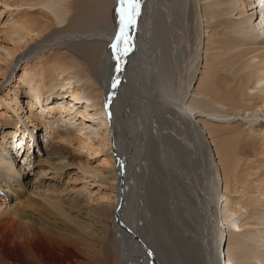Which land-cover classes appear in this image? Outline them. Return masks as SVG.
I'll use <instances>...</instances> for the list:
<instances>
[{
	"label": "rangeland",
	"instance_id": "1",
	"mask_svg": "<svg viewBox=\"0 0 264 264\" xmlns=\"http://www.w3.org/2000/svg\"><path fill=\"white\" fill-rule=\"evenodd\" d=\"M263 2L264 0H208L206 2L208 4L205 5L200 2L197 6L198 24L196 23V25L192 24L191 26H186L180 17L175 19L174 22H170L169 24L167 23V25L164 26L163 34H160L163 36L162 39L161 36H158V40H156V37L154 42H152L153 46H151L149 49L152 56L150 59L148 58V54L145 53V46L142 47L136 44V46L139 47L137 48L133 44V46H135L137 49H135V52L133 51L134 53L132 52V54L138 55L139 53H142L141 47L144 48V54L142 53L141 57L147 58V60L149 59V67L152 75L153 72H155V74L156 72H159V75H153L154 83H152L154 86L153 88L156 91L158 87L160 89L162 86L164 88L168 86L169 88L165 89H168L167 91L172 93H175L178 90H186L185 109L186 107H197V114H194L191 117H194L199 129L207 134L206 138L208 139V142H210V144L212 143L211 156L215 166L217 165V179L219 178L218 192L220 193H224V184L215 147L225 142L226 140L224 139L228 140L229 136H233V134L236 132L243 133L244 137L248 132V134H252L254 136L253 138H258L261 130L264 132V79H260L262 77V73L258 72V76H256L257 73H255L253 70L256 67H264V35L262 34L264 30L261 28L264 27V22H262L264 10L262 11L260 8ZM255 3L256 5H254ZM35 4L39 5L36 6ZM218 4H224V7L218 8ZM54 8H56V6H52L51 2L42 3L36 0H0V111L5 110L3 106L7 107L16 103L18 100V102L20 101L19 107L21 108L18 113H20L22 116L26 115L27 117L28 108H25V102L27 99H24V93L27 89H24L25 85H22L23 83L20 82L19 78L24 72L23 67L26 62H40L41 60L38 58L42 57L45 59V56H53L52 54L58 50L55 49L56 46H61L60 50H62V53L66 56L72 53L74 57H77L76 62L85 61L87 63L84 53H81L83 52V49L87 46H92L97 42L100 44H105L104 41L102 42V40L99 39L97 41L93 37H87L90 38V40H82V34L77 35L76 39H79V41H73L75 40L73 35L78 33H76L74 29L67 27V22L63 26H57V28L54 25L52 26V9ZM222 9H227V12H221ZM207 13H210V19L207 17ZM217 21H220L221 24H217ZM37 22L42 25V28L46 27V30L41 35L38 34L40 29H38V31H33L31 28L32 31L28 33V36L23 38L18 36L19 33H17L18 30H15L16 27L25 25L27 23L34 25ZM257 25L260 26V28L256 27ZM210 30L222 33L223 36H218L219 39H228L229 37L233 38L237 45H235L234 48H230L231 50L229 51V49L226 50L225 46L222 44L219 45L218 43H209L208 40L211 39V37H209V34H211L209 33ZM160 43L162 44L161 48L158 47V44ZM197 45H199V49L197 52L198 59L195 65L193 64V60L194 57H196L195 49L197 48ZM240 53L241 58L239 59L238 65H248L244 71V75L246 77V101L241 102V107L236 110L232 109L228 105L214 102L210 95L205 96L203 92L201 94L200 86L205 78L208 80L210 67L207 64L208 58L215 57L217 58L216 61H218L226 59L232 54ZM155 56L158 58V64H156L157 61H152ZM167 57L168 60L166 61L165 59H167ZM159 58H162L161 64ZM163 59L166 61V63L169 61L168 64L165 65V61H163ZM145 60L141 59L140 61L145 62ZM154 64L159 65L160 68L158 66L156 67ZM227 64L228 63L223 64L224 69L220 70V74L218 75L219 82L222 85H224L223 83L227 85L228 81L226 82V78H229L230 74L233 72V69ZM84 65L85 64L81 65V68H76V70L74 69L70 71V75L74 77V81H77L75 85L76 89H80L83 84L84 87L88 88L86 92H84V88H82L83 98L80 97L78 102L73 100L71 105H68V109L63 113L64 121L66 123L69 122L68 125L64 126V136L67 140H54L55 148H52L49 154H47L43 148L44 144L42 139L40 145H38L37 148L32 147L30 151L27 149L30 147V144H26L24 149H21V139L19 138L20 136H18L20 133L16 135V137H11L10 139L6 140H8V142H10L12 145L16 144L15 149L18 151V153L22 151L21 155L24 154V157L21 159L19 154L13 151L14 154L12 157L14 159L16 158L17 161L20 160V163H16V166H18V170H22L20 179L21 182L24 181L25 184L28 185L26 190L27 194L31 195L30 197L33 200L36 199L42 202V205L48 209L44 210L43 212L40 211V214L46 218H49L50 223L52 222V238L54 240L56 239L55 241L58 242L60 240L63 241L61 242L63 244L66 242H68L69 245L75 244L84 254L86 260L88 261L87 263L89 264H120L118 259V249L116 246L114 247V241L110 240L109 243L106 242L99 225V221L103 224L108 222V219L111 216L114 200L117 203V198L114 197L116 195V190L113 189V185L110 183L112 180L111 176L115 173L108 174V172L111 173L112 169H114L112 166L113 162L109 159L114 151L112 150V142L111 144L109 143L110 134L108 130L110 125L108 122V115L106 114V107L102 108L104 104L102 97L103 94L101 93L102 89H100L99 86L95 87L94 85H91L92 83L88 81L84 74V72H88L87 69L85 70L87 67L85 66L84 68ZM193 66L196 67V71L195 75L191 79L190 75L192 73ZM218 67L222 68V65ZM143 69H145L144 66ZM156 69H160V71ZM96 71L98 70L94 69V76L97 74ZM162 74L166 77H164ZM33 75L34 74L32 73L31 76ZM161 75L162 77H160ZM169 77H171V81L167 80ZM236 77L239 78L237 75ZM156 78H158V81ZM187 78L190 79V81ZM220 78L222 81H220ZM49 79H52V76H50V78L48 76L47 80ZM166 80L168 83H166ZM155 81L157 82L155 83ZM59 82L64 85L66 84L65 80L63 79H59ZM188 82L190 83L189 88H187V85L189 84ZM162 83L165 84L161 85ZM99 91L100 93H98ZM94 95H101V100L103 103H101V100L98 102L95 100L93 101L92 98ZM64 100H68L69 102L71 101V98H66ZM257 104L258 107H254V105ZM51 107L52 106H49V109ZM7 109L8 112H10V116H13L15 120H19L17 115H15L9 107ZM43 109H47V107ZM38 111L40 112L42 110L38 109ZM53 112L46 110L45 113H41L40 120L44 123L48 122L50 118H52L49 113L52 114ZM188 115H190L189 112ZM171 117L174 118L171 115L165 117L164 125H162V127L165 129L163 134L166 135L168 142L173 144L172 149L180 153V160L184 159L188 161V170L184 161H180L181 165H179L178 169H174V172L168 167L163 168L164 165L162 162L165 161L166 165L167 160L163 159L162 156L164 155L167 157L168 155V153L165 151V146H163L161 149V152L162 150L164 151L163 155L160 154L159 150L154 151V145L151 146L152 155L154 157L152 161H154V164H151V170L146 174L144 179L145 181L143 182L144 191L142 196L145 199V203L142 201L143 204L141 203V211L147 210L148 214L152 215L151 211L155 207L154 211H152L154 216L152 215L151 217L149 215L150 221L147 217L146 220L149 221H147L148 223L146 220H144L146 223H140V227L142 228H140V230L144 236H152V238L155 239L157 247L159 246L160 249L161 247L163 248V246L168 247L155 253L163 255L160 258L163 259L165 264H175L178 261V264H187L188 257L192 260L196 257L195 253L196 255L199 252L202 253L199 249L200 246L205 243L203 237H205L207 232L204 230L203 226L198 225L197 218L194 217L196 216L195 201L197 200V195H195L196 190L189 184L188 179L190 181L193 180L195 174H193V178L191 176L188 178L186 176V172L188 175L191 171L194 172V167L196 166L197 162L198 164H200L199 162H202L205 152L203 147L198 148L196 153L194 152V145L198 144L196 136H193L192 133L186 131L184 128L181 129V127L180 133H178V135L177 132L174 131V126L171 125V121H173ZM29 126V128L33 127L31 126V123ZM35 126L37 128L39 125L36 124ZM177 129L179 128L177 127ZM215 130L221 131L219 132L221 135L214 132ZM2 131L7 130L3 129ZM230 132L232 134H230ZM35 133V139H37V137L39 138V136L41 137L43 135L44 131L40 130V132L36 131ZM219 139L222 140L219 141ZM33 150H35L34 153ZM51 152L52 154H50ZM183 152H185L187 155L189 153H192V155L195 153L196 156L193 161L191 160L189 162V160L186 159L188 156L182 157ZM155 154L157 155V158L155 157ZM62 157L63 159H61ZM25 158L26 162L23 163ZM257 159L261 160L262 162H257L255 165H253L254 159L252 161V158H249V161L245 160V162H242L243 166L240 168L241 170L239 169L238 186L240 191L243 190V192L241 194H226V197H228L227 200L225 196H222L221 199H219L220 203L218 209L216 208V211L219 215L217 221L219 220L220 227H223L222 230H226L223 233V237L226 239L224 252H226L227 242L231 236H238L242 238V241H245L247 245L254 247V249L252 248V252H249V257H239L234 259L235 264H256L258 262V259L255 258L257 255L260 257L262 256V259L257 264H261V262L263 263L264 261V245L259 244L264 238V195L261 194V192L264 191V188H262L264 187V157H258ZM29 164H31V166L27 168V165ZM53 165L63 166L65 168L60 178H57V175L52 174V170L49 169V167ZM182 168L185 169L183 170ZM86 171L91 176L88 174L86 175L84 173ZM243 171H245L247 174L249 171V174L247 175L243 173ZM176 172L178 173L176 174ZM177 177L178 180H175ZM247 183H249V189L248 191L244 192V189H246L244 184ZM151 187L153 190H151ZM260 189V192L257 191ZM163 190L165 191L163 192ZM144 193L147 196H145ZM163 196L165 198L167 197V199H164ZM153 197L154 201L150 200L153 199ZM44 198L47 199L46 202H44ZM157 199L159 200L157 201ZM228 200L231 207L227 209L229 213L225 214V216H231V209L235 208L236 212L234 216L231 217V219L225 221L223 212L226 211L224 206ZM250 200L252 203H249ZM12 204L13 200H8L6 201L5 206H8L9 208V205ZM35 206L37 208H41L37 205ZM157 206L161 209H159ZM149 209L151 211H149ZM219 209H221L222 215L219 214ZM62 210L63 212H61ZM157 212H164L167 216L165 217V215L161 214L157 215ZM143 219H145V217H142V221ZM168 219L169 221H167ZM192 219L193 223L195 220L194 224L191 222ZM208 225L211 226V222ZM208 225L206 226V230L208 229V231H210L211 229H209ZM153 228L156 231H154ZM192 229L195 231V233L194 231L192 232ZM203 232H206L205 235H203ZM190 238L193 239V244L190 242ZM202 241L203 243H201ZM256 243L258 245H256ZM108 245L110 247H107ZM188 245L190 246V249H188ZM171 246H173V251L170 248ZM140 248L142 250L141 246ZM204 248L206 247L204 246ZM204 248L203 253L204 250L206 252V249ZM165 250L168 251L165 252ZM66 253L67 251L57 249L52 244V257H70V255ZM192 254L194 255L193 258ZM137 255L140 257L138 252ZM186 260L187 262H185ZM166 261H168V263ZM197 261H199V258ZM195 263L198 264L199 262Z\"/></svg>",
	"mask_w": 264,
	"mask_h": 264
},
{
	"label": "bare ground",
	"instance_id": "2",
	"mask_svg": "<svg viewBox=\"0 0 264 264\" xmlns=\"http://www.w3.org/2000/svg\"><path fill=\"white\" fill-rule=\"evenodd\" d=\"M36 1H40L42 3L51 2L52 6H56V8L52 9V26L54 25L57 28V26H63L67 22V27L74 29L76 33H78L73 35V37H75V40L73 41H79V39H76L77 35L82 34V40H90V38L87 37H93L97 41L98 39L102 40V42L104 41L105 44H100L99 42H97L96 44L92 46H87L83 49V52L81 53H84V57L87 59V63L85 61V63L76 62L77 57H74L72 53L66 56L62 53V50H60L61 46L56 45L55 49L58 50L54 54H52L53 56H45V59L40 57L38 59H40L41 61L36 63L26 62L23 67L24 72L19 78L20 82L23 83L22 85H25L24 89H27L24 93V99H27V101L25 102V108H28L27 117L26 115L22 116L20 115V113H18L19 110H21V108L19 107L20 101L18 102V100L16 101V103L11 104L7 107L3 106L5 110L0 111V264H89L87 263L88 261L86 260L84 254L78 249L75 244L69 245L68 242L63 244L61 243L63 241L60 240L58 242L55 241L56 239L54 240L52 238V222L50 223L49 218H46L42 214H40V211L43 212L47 208L42 205V202L36 199L33 200L30 197L31 195L27 194L26 190L28 185H26L24 181L21 182L20 179L22 170H18V166H16V163H20V160L17 161L16 158L14 159L12 157V155L14 154L13 151L18 153V151L15 149L16 144L12 145L10 142H8V140H6L10 139L11 137H16V135L20 133V135L18 136H20L19 138L21 139V149H24V146L26 144H30V147L27 148L30 151L32 147L37 148V146L40 145L42 139L44 144L43 148L47 154H49L52 148H55L54 140H67L64 136V126L68 125L69 122L66 123L64 121L63 113L68 109V105H71V102L73 100L78 102L80 100V97L83 98L82 92H86L88 88L84 87L83 84L80 89H76L75 85L77 81H74V77L70 75V71L74 69L76 70V68H81L80 66L83 64H85L84 68L85 66L87 67L85 68V70L87 69L88 72H84V74L87 77L88 81L92 83L91 85H94L95 87L99 86V88L102 89L101 93L103 94L102 97L104 100V104L103 106H101L102 108L106 107V114L108 115V122L110 125L108 130L110 134L109 143L111 144L112 142V150L114 151L112 153V156L109 157V159L110 161L112 160V166L114 167V169H112L111 173L108 172V174L115 173L111 176L112 180L110 183L111 185H113V189L116 190V195L113 196L117 198V203L114 200V204L111 210V216L108 219V222H104L105 224H103L99 221V225L106 242L109 243L110 240L114 241V247L116 246L118 249V259L120 264H145V261L146 264H165L163 259L160 258L163 255L155 253L157 251L164 250L168 247L163 246V248L161 247L160 249L159 246L157 247L155 239H153L152 236H144L140 230V223L145 222L144 220H146L147 217L149 220V217H152V215L154 214L152 213V211H154L155 208L154 207L152 211L149 209L152 215L148 214L147 210L145 211L143 210V208V211H141L142 201L143 203H145V199L142 196L144 191L143 182L145 181L144 179L146 177V174L151 170V164H154V161H152L154 157L152 155L151 146L154 145V151L159 150L160 154L162 155L164 151L162 150L161 152V149L163 148V146H165V151L166 153H168L167 157L169 159L164 155L162 156L163 159L167 160L166 165L165 161L162 162L164 165L163 168L168 167L174 172V169H178L179 165H181L180 161H184L185 165H187L186 168L188 167V161L184 159L180 160V153L172 149L173 144H170L168 142V139L166 138V135L163 134V131H165V129L162 127V125H164L165 117H168V115L174 117H171L173 119V121H171V125L174 126V131L177 132V134L180 133L181 127V129L184 128L186 131L192 133L193 136H196L198 144L194 145L195 151H193L196 153V151H198V148L203 147L205 152V156L203 157L202 162H199L200 164H198L197 162L198 165L196 164V166L194 167V172L191 171L189 175L186 172V176L188 178L189 176H191L192 178L195 176L194 179L191 181L186 178L188 179L189 184L193 186L196 190V216L194 217L197 218L198 225L203 226L204 230L207 232H203V235H205L206 233L205 237H203L205 243L201 246L199 245V250L202 253L198 251L199 253L197 255L195 253L196 259L193 258V254L192 258L194 259V261L196 260L195 262H199L198 264H235L234 259L239 257H249V252H252V248L254 249V247L247 245L245 241H242V238L238 236H231L229 238L227 242L226 252H224L226 239L223 237V233L226 230H222L223 227H220L219 220L217 221L219 215L216 210L218 209L220 203L219 199H221L222 196H225L227 200L228 197H226V194H241L243 192V190L240 191V188L238 186V173L239 169L243 166L242 162H245V160H248L249 158H252V161L254 159L253 165H255L257 162H262L257 158L264 157V132L262 130V132L259 130L260 134L258 138H253L254 136L252 134H248V132L246 134V131L245 137L243 133L235 131L236 133L232 136L230 135L232 134L230 132L229 139H224L226 140L225 142L215 147L216 154L219 160V168L224 184V193L218 192L219 178L217 179V165L215 166L211 156L212 143L210 144V142H208V139L206 138L207 134L201 129H199L194 117H191L192 115L197 114V107H186L185 109L186 90H178L177 92L172 93L167 91L168 89H165L169 88L168 86H166L165 88L162 86L160 89L158 87L156 91L153 88V75L155 74V72H153L152 75L149 67V59L150 57H152L149 49L151 46H153L152 42H154L155 38L157 37L156 40H158V36L160 37L163 34L164 26L167 25V23L169 24L170 22H174L175 19L179 17L183 20L186 26H191L192 24L196 25V23L198 24L197 6L200 2H202L203 5L208 4L206 3L208 0H139L140 14L136 17L135 26L125 29V38L127 43L125 44L124 41H121L119 44V47L121 49V52L119 54V61L117 60V56L113 54L112 48V44L116 42L115 35L119 31V17L116 12V8L118 6L117 0ZM256 3L254 5H256ZM35 5L37 6L39 4ZM221 7L223 8L224 4H218V8ZM260 8L262 9V11L264 10V2L262 3V6ZM221 12H227V9H222ZM210 13H207L208 18L210 16ZM217 22V24H221L220 21ZM262 22H264V17L262 19ZM256 27L260 28V26L258 25ZM31 28L33 29V31H38V29H40L38 33L40 35L46 30V27L42 28V25L38 22L34 25H30L29 23L25 25H20L19 27H16L15 30H18V36L23 38L29 35L28 33L32 31ZM261 28L262 30H264V27ZM209 33H211L209 34V37H211V39L208 41L211 44H222L223 46H225V49H229V51L231 50L230 48H234L235 45H237L236 41L231 37H229L228 39H219V37L223 36L222 33L214 32L213 30H210ZM262 34L264 35V32ZM162 37L163 36H161V39ZM133 44L135 46L136 44L142 47L145 46V53L148 54L149 59L147 60V58L141 57V54L143 53L144 49L142 47V50L140 49L142 53H139L138 55H133L132 52L135 49L139 48L137 46V48H135ZM161 46V43L158 44L159 48H161ZM198 46L199 45H197V48L195 49L196 57H194L193 60V64L195 65L198 59ZM125 47H128L129 49L126 55L122 52V49ZM156 57L157 56H155L154 58L155 60L152 58L153 62L157 61L158 58ZM240 58L241 53L232 54L226 59L218 61H216L217 58L215 57L208 58L207 64L210 66L208 80H206L207 78H205V80L202 82L200 86V93L202 94L203 92L205 96L210 95L211 99L218 104L228 105L232 109L236 110L239 109L241 107V102L246 101V77L244 75V71L248 67V65L245 64L238 65ZM141 59L146 60L145 62H141ZM165 60L167 61L168 57ZM165 60L163 59V61ZM160 61L161 64L162 58L160 59ZM166 61L165 65L169 62L168 61L166 63ZM118 62L120 68L119 71H117ZM158 62L159 61H157L156 64H158ZM224 63H228L227 65L233 69V72L230 74V77L226 78V82L228 81L227 85L225 83H223L224 85H222L219 82L218 78L220 70L224 69ZM156 64L154 65L156 67H159V65ZM220 65H222V68L218 67ZM143 66L145 67V69H143ZM94 69L98 70L96 71V76H94L95 73H93ZM156 70L160 71V69ZM253 70L255 71V73H257L256 76H258V72L262 73V77L259 78L264 79V67H256ZM195 71L196 67L193 66L191 75L189 73L191 79L195 75ZM32 73L34 74L33 76H31ZM158 73L159 72H156V74ZM162 75L160 77H162ZM236 75L239 76V78L236 77ZM48 76L49 78L50 76H52V79L47 80ZM59 79L65 80L66 84H61L59 82ZM157 79L158 78H156V80ZM170 79L171 77H169V79L167 80ZM167 80L166 83H168ZM188 80L190 81V79ZM157 81H155V83ZM220 81H222L221 78ZM164 84L162 83L161 85ZM189 87L190 83L187 85V88ZM82 88H84L83 91ZM98 93H100V91ZM102 97L101 95H94L92 99L93 101L95 100L96 102H98L102 99ZM66 98H71V101L68 102V100H66V102L64 100ZM101 103H103L102 100ZM49 106L52 107L49 109ZM8 107L14 112L15 115H17L19 120H15L13 116H10V112H8L7 109ZM46 107L47 109H43ZM254 107H258V104L254 105ZM38 109L42 111L39 112ZM46 110L49 112H54L52 114L49 113L52 118H50L48 122L44 123L40 119L41 113H45ZM188 112L190 115H188ZM30 123L31 126H33L31 128H29ZM34 124H38L39 126H37L36 128ZM175 126H177L179 129H177V127ZM3 129L7 131H2ZM40 130L44 131L43 135L35 139V132H40ZM214 132L219 133L221 131L215 130ZM219 134L221 135V133ZM220 140L222 139H219V141ZM35 142L37 143V145ZM21 152H19L18 154L19 157H21L22 159L24 157V154L21 155ZM34 152L35 150H33V153ZM195 153L193 155L192 153H189L187 155L185 152H183L182 157L188 156L186 159H188L190 162L191 160H194L196 156ZM50 154H52V152ZM155 157L157 158L156 154ZM61 159H63V157ZM24 162H26V158L23 160V163ZM29 166H31V164L27 165V168H29ZM49 169L52 170V174L57 175V178H60L65 168L63 166L53 165L49 167ZM182 169L184 170L185 168ZM178 172H176V174ZM84 173L86 175L88 174L87 171ZM243 173H245V171H243ZM193 174L195 175L193 176ZM175 180H178V177L175 178ZM248 184L249 183L244 184L246 186L244 192L248 191ZM151 190H153V188ZM164 191L165 190H163V192ZM257 191L260 192L261 189ZM261 194L264 195V191H262ZM145 196L147 195L145 194ZM163 198L167 199V197L165 198L164 196ZM8 200H13V204L9 205V208L8 206H5V203ZM43 200L44 202L47 201L46 198H44ZM150 200L154 201V197ZM158 200L159 199H157V201ZM250 202L251 200L249 201V203ZM119 204H121V209L119 211L120 222L118 223L116 222L115 217L116 210ZM225 204L226 205L224 207L226 211L223 212V216L225 217V221H227L228 219H231L232 216H234L236 209L234 208L230 210L231 216H225V214L229 213L227 209L231 207V205L229 204V200ZM35 205L41 208H37ZM219 211V214L222 215L221 209H219ZM61 212H63V210ZM162 213L157 212L156 214L165 215V213ZM166 216L167 215H165V217ZM142 217H145L143 221ZM148 220H146V222ZM167 221H169V219ZM191 222L193 223V219L191 220ZM210 222L212 224L211 226L208 225ZM207 225L209 226V229H211L210 231H208V229L206 230ZM165 227L167 228L166 225ZM125 228L129 230V233L125 231ZM170 229L172 230L171 227ZM154 231L156 230L154 229ZM193 231L194 230L192 229V232ZM192 240L193 239H191L190 241L191 243ZM201 243H203V241ZM52 244L57 249L67 251L66 254H69L70 257H52ZM259 244L264 245V238L263 241H261ZM109 245L107 247H110ZM256 245L258 244L256 243ZM140 246L142 247V250ZM202 246L203 248L204 246L206 247L204 248L206 249V252L204 250V253ZM170 248L173 251V246H171ZM188 249H190L189 245ZM166 251L168 250H165V252ZM137 252L138 254H140L141 259L137 255ZM198 258L199 261H197ZM255 258H257L258 262H260L262 256L260 257L257 255ZM193 259L191 260L188 257L187 264H196ZM166 262L168 263V261ZM178 262L175 264H178ZM185 262H187V260ZM263 263L261 262V264Z\"/></svg>",
	"mask_w": 264,
	"mask_h": 264
},
{
	"label": "snow or ice",
	"instance_id": "3",
	"mask_svg": "<svg viewBox=\"0 0 264 264\" xmlns=\"http://www.w3.org/2000/svg\"><path fill=\"white\" fill-rule=\"evenodd\" d=\"M118 6L116 8L117 15L119 17V31L115 35V43L112 44L113 54L117 56L119 61V54L121 49L119 44L121 41H124L126 44L125 38V29L135 26L136 17L140 14V3L139 0H117ZM129 51L128 47L122 49L123 54H127ZM119 62L117 63V71H119Z\"/></svg>",
	"mask_w": 264,
	"mask_h": 264
},
{
	"label": "water",
	"instance_id": "4",
	"mask_svg": "<svg viewBox=\"0 0 264 264\" xmlns=\"http://www.w3.org/2000/svg\"><path fill=\"white\" fill-rule=\"evenodd\" d=\"M120 209H121V204L118 205V208L116 210V217H115V219H116V222H118V223L120 222V220H119V211H120ZM125 231H127L129 233V230L127 228H125Z\"/></svg>",
	"mask_w": 264,
	"mask_h": 264
}]
</instances>
